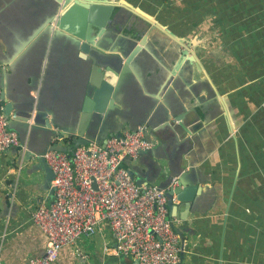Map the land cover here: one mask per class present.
<instances>
[{
	"label": "crops",
	"instance_id": "0c3cea01",
	"mask_svg": "<svg viewBox=\"0 0 264 264\" xmlns=\"http://www.w3.org/2000/svg\"><path fill=\"white\" fill-rule=\"evenodd\" d=\"M19 1L0 0L1 54L14 52L23 41H16L23 37L18 33L29 26L30 11L18 12ZM104 4L113 9L127 5L142 17L149 16L151 24L164 29H157L158 33L164 32L176 45L166 48L167 58L176 57L178 62L169 83L163 82L161 88L171 87L173 95L162 101L160 91L156 96L158 104L181 109L184 119L170 118L180 130H161L160 143L154 139L151 146L160 145L165 156L179 154L190 160L183 169L187 176L181 189L186 190L182 198L171 197L170 210L174 226L185 237L183 249L179 246L183 264H264V0H108ZM24 5L30 8V1L24 0ZM122 30L127 32V26L122 25ZM144 51L135 71L128 73L127 108L134 101L143 105L148 92L162 83L159 53ZM29 65H20L11 80L9 66L0 63V75H8L12 94L36 96L42 77L33 92ZM47 88L45 104L50 108L83 101L62 95L56 104ZM65 88L66 93L67 82ZM24 158L23 147L0 154V194L4 193L0 197L11 194L18 205L13 214L10 205L4 211L0 207V264H25L44 254L46 237L30 214L38 203H49L53 194L43 186V172L32 170L33 158ZM78 245L87 254L86 262L78 260L72 247L63 246L54 264H136L128 255L104 249L114 247L106 222Z\"/></svg>",
	"mask_w": 264,
	"mask_h": 264
},
{
	"label": "water",
	"instance_id": "95a60500",
	"mask_svg": "<svg viewBox=\"0 0 264 264\" xmlns=\"http://www.w3.org/2000/svg\"><path fill=\"white\" fill-rule=\"evenodd\" d=\"M29 1L30 8L24 5V0L18 2L20 5L17 8L18 12L30 11L27 30L18 33L23 37H16V41H23L14 52L10 49L5 54L0 52V63L9 66L12 80L20 65L31 62L28 66L32 68L28 69L29 87L35 92L42 77L40 89L35 97L12 94L6 79L8 75H0V98L5 102L2 112L7 119V128L17 133L24 159L29 161L33 158L32 170L38 168L43 172V186L50 193L53 191L50 185L53 173L44 159L48 150L71 152L78 145L90 142L103 144L108 136L120 135L123 127L134 131L137 126H145L144 139L150 145L155 142L154 139L160 143L158 135L161 130H180V125L171 124L170 118L179 122L183 120L181 109L167 103L158 104L159 95L156 96L160 91L162 101L169 93L173 95L171 87L161 88L163 82L169 83L170 76L175 73L174 65L178 62L176 57L167 58L166 48L170 44L176 48V45L169 42L162 32L163 28L157 23H150L149 16L142 17L127 5L110 9L103 5L108 0ZM33 14L37 16L34 20L31 18ZM122 25L127 26V32L122 30ZM157 29L162 30L163 35ZM142 48L159 53L164 67L161 71L162 83L159 89L158 85L150 89L148 100L143 105L134 101L127 108L124 101L128 86L126 80L129 71H135V64L145 54ZM33 50L35 54H32ZM173 80L172 86L176 88L178 78L174 76ZM44 86L49 87L47 91L50 90L51 100H55L56 104L62 95L63 98L82 97L83 101L79 104L75 99L58 109L50 108L45 104ZM187 130L193 132V127ZM159 146L139 150L134 162L126 156L123 163L135 184H153L165 192V207L170 217L171 197L177 195V198H182V192L186 190L181 189L187 176L183 169L189 166L190 160L179 154L165 156ZM174 182L177 186H172ZM166 187L169 189L166 190ZM11 197V194L0 197V207L4 211L10 205L13 214L18 205L11 201ZM174 230L183 249L185 237L175 226ZM183 261L181 250L175 264H183Z\"/></svg>",
	"mask_w": 264,
	"mask_h": 264
},
{
	"label": "built area",
	"instance_id": "2783aa9c",
	"mask_svg": "<svg viewBox=\"0 0 264 264\" xmlns=\"http://www.w3.org/2000/svg\"><path fill=\"white\" fill-rule=\"evenodd\" d=\"M145 126L122 129L103 144L78 145L71 152L48 150L44 159L53 173V199L40 202L31 222L45 235L44 254L25 264H54L63 246H70L82 263L87 254L78 245L93 236L103 222L109 226L112 254L132 257L137 264H175L179 238L168 217L166 195L153 184H135L123 158L136 159L151 145L144 139ZM21 147L17 133L7 128L0 98V154Z\"/></svg>",
	"mask_w": 264,
	"mask_h": 264
},
{
	"label": "flooded vegetation",
	"instance_id": "af4514ba",
	"mask_svg": "<svg viewBox=\"0 0 264 264\" xmlns=\"http://www.w3.org/2000/svg\"><path fill=\"white\" fill-rule=\"evenodd\" d=\"M101 4V3H100ZM103 5H106V7H110V9H111V5H109V4H104L103 3ZM113 9V8H112Z\"/></svg>",
	"mask_w": 264,
	"mask_h": 264
},
{
	"label": "trees",
	"instance_id": "16d2710c",
	"mask_svg": "<svg viewBox=\"0 0 264 264\" xmlns=\"http://www.w3.org/2000/svg\"><path fill=\"white\" fill-rule=\"evenodd\" d=\"M68 141H70V139H68Z\"/></svg>",
	"mask_w": 264,
	"mask_h": 264
}]
</instances>
